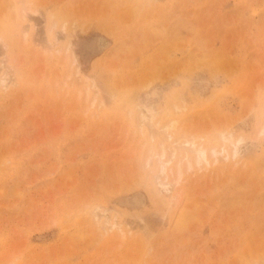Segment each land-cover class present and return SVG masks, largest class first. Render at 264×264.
<instances>
[{
	"label": "rangeland",
	"instance_id": "obj_1",
	"mask_svg": "<svg viewBox=\"0 0 264 264\" xmlns=\"http://www.w3.org/2000/svg\"><path fill=\"white\" fill-rule=\"evenodd\" d=\"M262 130L264 0H0V264H264Z\"/></svg>",
	"mask_w": 264,
	"mask_h": 264
},
{
	"label": "bare ground",
	"instance_id": "obj_2",
	"mask_svg": "<svg viewBox=\"0 0 264 264\" xmlns=\"http://www.w3.org/2000/svg\"><path fill=\"white\" fill-rule=\"evenodd\" d=\"M1 87L2 88H7L8 86L7 85H1ZM144 115V114H143ZM150 123L151 125H153V123H152V121H151V119L149 118V117H146V116H144L143 117V120H142V124H146V123ZM170 129V127H168V128H165V134H167V132H168V130ZM164 131V130H163ZM262 133H264V130H262L261 131ZM170 132H168V134H169ZM163 137V136H162ZM195 137V136H194ZM170 138H171V133H170V136H167V135H165V137H163L161 140H162V142L159 140V143H157L156 142V144H150L147 148H148V162H149V164H151L150 162H151V160L153 159H155L156 158V160H155V162H159V164H160V166H161V170H160V175H165L166 174V172H167V170L170 168H168L167 169V164H170V163H172L173 161V159L174 160H176V162H177V159H179V158H177V156L179 157V156H184V157H186L187 155H191L192 153H194V154H192L193 156H194V158H192V157H188V166H189V169H192L194 166H193V164H192V161H195L196 163H197V166H196V168L198 169V170H202L203 168H208L212 163H216L217 161H218V159H219V153H220V151H216V150H212V154L214 155V156H216L214 159L215 160H213V162L211 163V161H212V159L210 158V160H209V157H210V155H209V153H208V151L206 150V148H202V146L200 147H196L197 145H196V139H194V140H190V139H186V140H184V141H175L173 144H176V145H174V146H168L167 147V142H168V140H169V142H170ZM196 138V137H195ZM192 139H193V137H192ZM220 139V138H219ZM222 139V140H221ZM220 139V142L222 141L223 142V151H225L226 149V147H225V143H230V144H233V146H234V152H233V154H231V156H238V154L240 153V150H241V145H242V142H243V140L242 139H239L238 141H237V143H233L232 141H230V138H226L224 135H223V137ZM222 144V143H221ZM200 145V144H199ZM160 148V149H159ZM215 148V147H214ZM217 149V148H216ZM220 150V149H219ZM147 152V151H146ZM190 152H191V154H190ZM212 154H211V156H212ZM221 155H222V153H220ZM224 154V153H223ZM159 158V160L157 161V159ZM166 158V159H165ZM176 158V159H175ZM182 159H183V157H181ZM228 158H230V155H225V156H223V159H228ZM184 160V159H183ZM183 160H180V162L182 163V161ZM192 160V161H191ZM172 161V162H171ZM175 162V163H176ZM179 162V163H180ZM184 163V162H183ZM185 163H186V160H185ZM195 163V164H196ZM158 164V163H157ZM156 164V165H157ZM158 164V165H159ZM187 164V163H186ZM177 166V165H176ZM159 167V166H158ZM174 167V166H173ZM175 168V167H174ZM158 169V168H157ZM175 170H177V169H175ZM168 171H170V169L168 170ZM175 172V171H174ZM183 171H182V167L180 166L179 168H178V174H179V177H178V179L176 180L177 181V184L178 183H180V178H181V176L183 175V173H182ZM169 173V172H168ZM173 173V172H172ZM176 173V172H175ZM167 175V174H166ZM175 175H177V174H175ZM169 176V175H168ZM170 176H172L171 174H170ZM161 177V176H160ZM160 177H158V179H160ZM176 178H177V176H176ZM179 180V181H178ZM165 181V180H164ZM163 180L162 181H159V185H160V189H161V191H163V192H165V194H168L169 196L172 194V190H173V187H171V186H173V185H171V182L170 183H166V182H164ZM175 182V181H174ZM116 224H114V226H115Z\"/></svg>",
	"mask_w": 264,
	"mask_h": 264
}]
</instances>
